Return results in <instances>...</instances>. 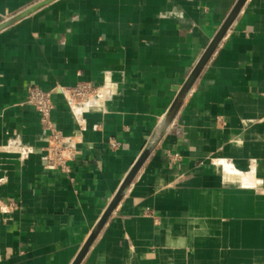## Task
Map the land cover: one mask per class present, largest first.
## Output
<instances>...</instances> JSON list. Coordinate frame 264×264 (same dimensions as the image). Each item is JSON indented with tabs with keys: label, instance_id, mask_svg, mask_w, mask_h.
<instances>
[{
	"label": "crops",
	"instance_id": "obj_1",
	"mask_svg": "<svg viewBox=\"0 0 264 264\" xmlns=\"http://www.w3.org/2000/svg\"><path fill=\"white\" fill-rule=\"evenodd\" d=\"M40 1L0 0V23ZM235 2L54 0L0 30V264L73 262ZM79 82L104 96L57 89ZM31 86L72 140L65 169L44 157ZM79 264H264V0H246Z\"/></svg>",
	"mask_w": 264,
	"mask_h": 264
},
{
	"label": "water",
	"instance_id": "obj_2",
	"mask_svg": "<svg viewBox=\"0 0 264 264\" xmlns=\"http://www.w3.org/2000/svg\"><path fill=\"white\" fill-rule=\"evenodd\" d=\"M52 1L54 0H41L40 2L34 4L33 6L26 8L25 10L15 15L10 16L9 18H7L6 20L0 23V30L28 16L32 12L38 10L39 8L47 5ZM245 2L246 0H236L230 12L228 13V15L226 16V18L224 19L218 30L210 40L209 44L206 46V48L198 58L197 62L193 66L192 70L185 79L184 83L177 89V94L173 102L171 103L170 107L167 109V111L164 113L162 118L159 120L156 128L149 136L147 143L144 149L142 150L141 154L139 155L135 163L132 165L131 169L124 178L116 194L110 200L103 214L100 216V218L92 227L90 235L88 236L82 247L80 248L78 254L76 255V257L74 258L71 264H79L86 255V253L89 251V249L92 247L96 237L98 236L99 232L101 231L102 227L104 226L108 218L112 215L115 207L117 206L123 195L125 194L134 176L136 175V173L138 172V170L140 169V167L142 166V164L144 163L150 152L156 146L158 141L170 129L173 119L176 113L178 112L179 108L181 107L182 103L186 99L192 85L194 84L195 80L199 76L205 64L208 62L213 52L219 46L222 38L230 28L231 24L233 23L239 12L241 11Z\"/></svg>",
	"mask_w": 264,
	"mask_h": 264
},
{
	"label": "built area",
	"instance_id": "obj_3",
	"mask_svg": "<svg viewBox=\"0 0 264 264\" xmlns=\"http://www.w3.org/2000/svg\"><path fill=\"white\" fill-rule=\"evenodd\" d=\"M57 89L65 94L73 104L85 103L96 95L104 96L103 93L98 94L95 92V89L88 82H79L70 88L61 87ZM26 103L32 105L40 112L41 123L49 134L44 156L48 165L53 168L60 167L65 169L66 163L73 157L75 149L70 143L72 141L71 138L65 136L52 122V92L43 90L38 86H31L28 88Z\"/></svg>",
	"mask_w": 264,
	"mask_h": 264
},
{
	"label": "bare ground",
	"instance_id": "obj_4",
	"mask_svg": "<svg viewBox=\"0 0 264 264\" xmlns=\"http://www.w3.org/2000/svg\"><path fill=\"white\" fill-rule=\"evenodd\" d=\"M85 105H86V104H85ZM85 105H83V107H84Z\"/></svg>",
	"mask_w": 264,
	"mask_h": 264
},
{
	"label": "rangeland",
	"instance_id": "obj_5",
	"mask_svg": "<svg viewBox=\"0 0 264 264\" xmlns=\"http://www.w3.org/2000/svg\"><path fill=\"white\" fill-rule=\"evenodd\" d=\"M27 100V99H26ZM35 108V107H34Z\"/></svg>",
	"mask_w": 264,
	"mask_h": 264
}]
</instances>
